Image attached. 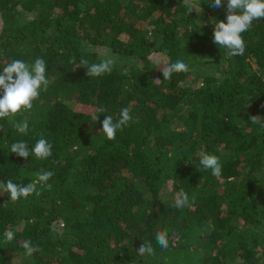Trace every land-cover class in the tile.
<instances>
[{
  "label": "trees",
  "instance_id": "obj_1",
  "mask_svg": "<svg viewBox=\"0 0 264 264\" xmlns=\"http://www.w3.org/2000/svg\"><path fill=\"white\" fill-rule=\"evenodd\" d=\"M191 3L189 14L182 0H0V74L42 58L50 81L31 110L0 119V185L54 173L39 196L12 201L0 187V264H264V130L250 120H264V18L230 57L213 40L227 0ZM110 57L100 77L80 64ZM178 59L191 71L164 80ZM125 107L133 119L109 140L102 122ZM41 134L52 156L11 152ZM201 152L220 158L219 178ZM181 189L190 207L173 206ZM144 241L153 254L137 253ZM24 242L41 251L27 256Z\"/></svg>",
  "mask_w": 264,
  "mask_h": 264
},
{
  "label": "clouds",
  "instance_id": "obj_2",
  "mask_svg": "<svg viewBox=\"0 0 264 264\" xmlns=\"http://www.w3.org/2000/svg\"><path fill=\"white\" fill-rule=\"evenodd\" d=\"M184 6L187 8L189 14L197 8L191 3V0H182ZM211 6L214 8H221L223 0H212ZM227 22L221 20L215 23L214 28V43L221 47L227 48L229 51L228 56L243 55L245 52V41L242 38V33L248 31L253 21L256 19L264 18V0H227ZM75 63L73 57L70 61ZM116 63L114 57L101 60L99 63H89L87 59H81L80 64L87 69L86 75L88 77H100L104 74H111L113 67ZM191 71L189 65L183 59H178L175 63L166 67L163 71L164 80H170L173 73L189 72ZM46 62L42 58H37L34 63H26L23 60H14L7 66L3 67V73L0 74V119L5 117H12L21 109L31 110L33 108L32 101L39 95L43 85V91H47L50 81L46 78ZM159 81V80H157ZM130 108L125 107L121 109L119 119L114 120L112 115H106L102 122V132L109 140L116 138L118 130L122 131L124 127L128 126L129 122L133 119L130 114ZM99 113H105L106 109L100 107ZM261 116H251L250 120L254 124H259L260 128L264 130V120L260 119ZM93 119L98 120L99 116H94ZM14 127L19 133L27 134L29 127L28 121L24 120L22 123H16ZM2 131V129H0ZM53 145L46 139L41 138L36 142L35 146L29 150L25 141H18L11 145V152L19 157L27 159L30 155H35L38 159H47L52 156ZM200 164L204 170H211L214 177L219 178L222 175V164L220 158L213 154L206 152L200 153ZM58 163V161H57ZM37 180L32 181L27 186L17 185L9 179L3 187L4 192L10 194V199L16 201L21 197L27 198L29 195H41V191L37 190L36 184L40 183L41 188L51 190L52 184L48 181L54 176L52 171L41 170L36 174ZM194 200V198H193ZM176 208L190 207L188 194L181 189L175 196ZM14 239L13 231L5 232V241L11 242ZM156 243L162 249L169 247V235L167 230H158L155 235ZM26 250L27 256H32L33 253L41 251L39 246H31L29 242H24L22 245ZM137 253L141 256L145 254H153L154 247L151 241H144L137 249Z\"/></svg>",
  "mask_w": 264,
  "mask_h": 264
},
{
  "label": "rangeland",
  "instance_id": "obj_3",
  "mask_svg": "<svg viewBox=\"0 0 264 264\" xmlns=\"http://www.w3.org/2000/svg\"><path fill=\"white\" fill-rule=\"evenodd\" d=\"M157 60H159V59H157ZM79 107H82V109H85V110L92 109V108H90L89 106H86V105H82V106H79Z\"/></svg>",
  "mask_w": 264,
  "mask_h": 264
}]
</instances>
